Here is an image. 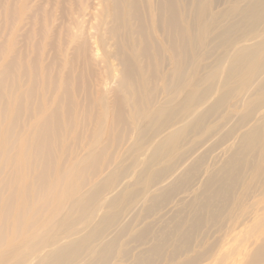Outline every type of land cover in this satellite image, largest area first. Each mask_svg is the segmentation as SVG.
Masks as SVG:
<instances>
[{
	"label": "bare ground",
	"instance_id": "6f19581e",
	"mask_svg": "<svg viewBox=\"0 0 264 264\" xmlns=\"http://www.w3.org/2000/svg\"><path fill=\"white\" fill-rule=\"evenodd\" d=\"M157 1L153 9L151 0H0V264H222L233 253L223 239L242 226L245 233L234 237L245 239L228 263L264 264V114L255 121L264 109V39L251 44L254 39H245L255 31L245 36L241 21L226 23L210 41L225 37L227 46L235 29L240 38L205 68L209 72L181 102L156 108L153 92L167 79L152 66L153 55L162 66L166 50L183 70L191 62L187 53L193 54L195 74L212 13L202 4L190 20L176 0ZM257 14L264 16V9ZM156 19L157 29L169 35L168 48L149 39ZM232 79L241 85L233 88ZM204 80L210 84L202 90ZM113 82L112 106L103 104L93 115L94 89ZM245 93L251 94L245 99ZM235 98L239 103L233 104ZM135 103L142 138L134 146L158 141L148 159L147 150L139 156L146 163L132 185L119 191L116 175L129 171L120 164L119 149ZM227 109L242 112L236 128L252 125L225 149L223 162L204 172L209 151L182 155V147L194 133L212 135L207 119ZM238 131L231 129L213 150ZM182 194L194 198L178 200ZM142 198L151 204L139 217L152 222L132 236L144 249L130 258L127 219ZM173 202L172 211L157 218ZM82 224L87 227L79 229ZM56 228L63 230L62 240H55Z\"/></svg>",
	"mask_w": 264,
	"mask_h": 264
},
{
	"label": "rangeland",
	"instance_id": "374dc122",
	"mask_svg": "<svg viewBox=\"0 0 264 264\" xmlns=\"http://www.w3.org/2000/svg\"><path fill=\"white\" fill-rule=\"evenodd\" d=\"M91 1V0H90ZM94 3L100 2V0H92ZM153 9L160 6V3L157 0H151ZM177 3V9L183 14L184 18H191L196 17L198 14H200L202 11L200 10L203 5H207L209 7V10L212 12L210 15H207V22H210V24L206 27L207 32L205 33L204 37L206 40L203 42V44L197 49V58L199 61V66L196 68L195 74H193L194 68L192 60L195 58V55L187 53L186 57L191 59V62H188L183 70L181 69L180 65L177 67L173 62L171 61L169 54L166 50H164L167 47V43L169 41V35L164 30V33L162 34L158 28L157 19L155 22H150L151 32L152 35L149 37V39L154 43V45H160L162 48H164L162 52V59H163V65L161 66L158 62V59L156 55L154 54L152 58V66L158 67L159 71V77L161 75H165L164 78L167 79L166 83L163 81V79L158 83L156 86L153 94H154V103H156V108H173L176 103L181 102L184 98L185 90L189 89L191 85H193L198 79L205 76L209 69H205L206 67H209L211 64H213L218 58H220L222 55H224V52H226V49L231 45V42L235 38H240V36L243 34L239 29H235L232 32L231 36V42L228 43L227 46H224L223 43L225 41V37H216V40L214 42H211L214 40L215 36L224 32V29L221 30L225 26L226 23H235L238 21H241L243 25L245 26V36H247V33L252 30V33L249 37H247L245 40L250 41L254 39L251 44H256L257 42L264 39V16L258 15L257 12L260 9H264V0H176ZM55 8V4H54ZM56 10V9H55ZM223 11L227 12V16H222ZM92 14H96L97 11L95 9L91 10ZM147 18V24H148V13H146ZM219 19V21L217 20ZM217 26V28L211 33V30L214 29ZM58 29V25L55 26V30ZM150 34V32H149ZM261 35L258 40H256L257 35ZM37 37V35H36ZM174 38V36H172ZM227 38V37H226ZM211 40V41H210ZM4 38L0 40V42H4ZM114 44V42H113ZM245 45V43H241L238 47ZM116 50V47H114L113 52ZM180 53L183 56L182 50ZM128 54V53H127ZM232 58V56H229L227 58V61H229ZM100 60V59H98ZM115 65H118V62H114ZM182 63V62H181ZM180 63V64H181ZM227 65H224L223 68L225 71L227 69ZM180 68V69H179ZM97 72H101L102 74L105 72L104 68H97ZM103 77V76H102ZM231 86L233 88H237L241 85L240 79H232ZM226 81V74L223 75V77L220 79V84L216 87V95H213L210 103H213L219 96V88H222V84H224ZM210 82L207 80H204L199 84L200 89H206ZM117 84L115 82L108 83L107 85L100 87L97 86V89H94L95 95L93 96L91 100V111L92 114H96V112L99 109H102L103 104L112 106L116 91H117ZM240 92H237L234 96H243L244 94ZM251 93L247 94L245 93V99L248 98ZM255 100L259 101L260 97L255 96ZM174 101V102H173ZM240 98H235V102L239 103ZM173 102V103H172ZM170 103V104H168ZM208 105L201 106L198 108L199 114H201ZM155 108V109H156ZM248 108V106L245 104V110ZM140 106L135 103L132 111L133 118L129 119L127 129L125 131L124 135V142L120 146V164L122 167H126L129 171L127 174H119L116 175V179L118 183L121 185L119 188V191H121L122 188L131 186L135 176L140 172L142 166H145L146 159L139 157L143 152L145 153L146 150L148 152V156L151 152V149L154 147V144L156 141H158L157 138H153L152 140L145 142L143 144L142 149H140V146H134V144L139 141L142 138V135L140 134L139 130L135 127L138 126L137 124L141 122V118L139 116L140 112ZM232 111V109H229ZM229 110H225L224 113L218 112L216 114H213L209 116L207 119V126L212 129L214 132L212 135L209 136H199L194 133L186 138L185 147H182L183 153L197 150L196 154L197 156H200L201 153L204 151H209V154L207 156V164L204 167V172L206 169L214 166L216 162L221 163L223 162L228 156L224 153L225 149L232 144V142L235 141L236 137L238 138L240 134H242L245 130V132L250 128V126H246L242 130L239 128H236L237 126V120L238 117L242 112L235 111V112H229ZM229 114L231 115V119H229ZM262 114H264V109L261 110L256 114V120L257 121ZM131 116V117H132ZM139 118V119H138ZM184 122L182 125L186 124ZM179 125L170 129V132L173 130L178 129ZM231 129L239 130L238 133L235 135L232 141L229 143H224L220 146V148H217L213 150V146L216 142H218L222 137H224ZM146 135V133H145ZM144 135V137H145ZM143 137V140H145ZM79 153H83V151H79ZM192 154V153H191ZM190 154V155H191ZM186 166V165H185ZM183 168V167H182ZM187 169V168H186ZM185 169V170H186ZM108 171L103 174V181L106 180V178H109ZM205 179V176H201L198 183L203 182ZM102 181V182H103ZM90 187H86V190L83 191V193H89ZM118 191V190H117ZM193 195L185 194L178 197V200L185 199L186 201H190L193 199ZM150 201H145L143 198L139 202L136 210L129 214L128 221L130 224L129 232L125 234V241L129 244L130 249L132 250V255L129 256L132 258L134 255H137L141 250L144 248H139L135 242L132 241V236L142 231L149 223L152 222V219L144 220L143 218L139 217L141 214V211L146 208H149ZM178 204V202H173L170 204L168 208L161 211L157 214V218L162 217L159 215H165L172 211V209ZM140 211V212H139ZM159 216V217H158ZM156 218V219H157ZM125 218L123 219V221ZM121 225V224H120ZM119 225V226H120ZM118 226V227H119ZM87 227V226H86ZM84 224L78 226L79 229L86 228ZM241 230V231H240ZM245 227L242 226L240 229L235 231L233 235L230 238H224L223 244L226 247V249L230 248L232 255L231 257L227 258L222 262V264H229L228 262L231 260V258L234 260L236 258V253L240 249V240L243 241L242 234L238 238V236L234 237L236 233L242 232L245 233ZM63 230L56 228L54 234H55V240H62ZM210 238V236H209ZM207 236V240L209 239ZM239 239V240H237ZM215 242V239L210 241L209 243ZM32 243V242H31ZM30 243V244H31ZM245 243V242H244ZM236 251V252H235ZM46 253V251H43V253ZM117 260V259H115ZM13 264V263H11Z\"/></svg>",
	"mask_w": 264,
	"mask_h": 264
}]
</instances>
